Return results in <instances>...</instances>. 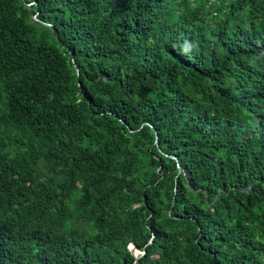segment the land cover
Masks as SVG:
<instances>
[{
    "label": "trees",
    "instance_id": "obj_1",
    "mask_svg": "<svg viewBox=\"0 0 264 264\" xmlns=\"http://www.w3.org/2000/svg\"><path fill=\"white\" fill-rule=\"evenodd\" d=\"M0 264H264V0H0Z\"/></svg>",
    "mask_w": 264,
    "mask_h": 264
},
{
    "label": "water",
    "instance_id": "obj_2",
    "mask_svg": "<svg viewBox=\"0 0 264 264\" xmlns=\"http://www.w3.org/2000/svg\"><path fill=\"white\" fill-rule=\"evenodd\" d=\"M36 16V15H35ZM131 249L134 252V254L137 256L139 253H144V251H142L140 248H138L137 246H135L134 244H131ZM138 251V252H137Z\"/></svg>",
    "mask_w": 264,
    "mask_h": 264
}]
</instances>
